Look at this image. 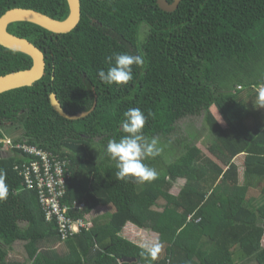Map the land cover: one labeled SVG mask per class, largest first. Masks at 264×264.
<instances>
[{
	"label": "trees",
	"instance_id": "1",
	"mask_svg": "<svg viewBox=\"0 0 264 264\" xmlns=\"http://www.w3.org/2000/svg\"><path fill=\"white\" fill-rule=\"evenodd\" d=\"M14 7L61 20L70 11L67 0H0V17ZM8 29L41 48L47 68L32 86L0 94V148L1 127L12 124L24 129L14 145L34 144L65 160L63 203L85 202L70 214L90 217L93 226L64 241V253L52 251L50 241L61 242L57 222L47 220L39 193L24 188L16 169L28 155L0 150L8 187L0 200V264H264V124L253 121L264 114L255 105L264 88V0H182L173 12L157 0H82L81 21L69 33L30 22ZM113 53L144 59L127 85L109 86L98 76ZM32 65L29 55L0 45V76ZM53 92L71 114L97 104L71 120L52 106ZM129 108L148 117L143 135L156 138L161 149L144 158L158 175L143 184L118 181L105 152L110 140L124 135ZM201 114L211 139L185 142L183 152L166 161L178 122ZM242 153L240 185L234 159ZM179 180L184 184L175 194ZM103 205L110 211L89 216ZM130 222L158 237L155 260L123 236ZM20 242L22 259H12Z\"/></svg>",
	"mask_w": 264,
	"mask_h": 264
},
{
	"label": "clouds",
	"instance_id": "2",
	"mask_svg": "<svg viewBox=\"0 0 264 264\" xmlns=\"http://www.w3.org/2000/svg\"><path fill=\"white\" fill-rule=\"evenodd\" d=\"M107 63L109 65L107 70L101 69L98 72L100 80L109 86H122L133 80V66H142L144 59L140 55L113 53L107 57ZM256 104H259V108H264V89L259 91ZM153 115L152 112L148 113L149 117ZM123 116L121 131L124 135L118 141L110 140L105 149L107 157L115 162L116 179L127 182L132 178L140 184L153 181L158 174L155 169L148 167L143 160L146 157L155 158L159 156L161 149L157 146L156 138L149 141L143 135L148 117L139 108H129ZM5 176L4 170L0 169V200L6 198L8 194ZM144 251L148 257L155 260L160 251V245L158 243L146 245Z\"/></svg>",
	"mask_w": 264,
	"mask_h": 264
},
{
	"label": "water",
	"instance_id": "3",
	"mask_svg": "<svg viewBox=\"0 0 264 264\" xmlns=\"http://www.w3.org/2000/svg\"><path fill=\"white\" fill-rule=\"evenodd\" d=\"M69 4V15L66 19H56L39 10L25 7H14L8 9L0 17V45L23 52L33 60L30 68L14 71L0 76V94L26 86H32L42 79L46 73L47 62L45 52L34 42L9 31V25L15 22H30L39 25L54 33H69L73 31L82 18V0H67ZM182 0H157L160 8L165 11H175ZM52 106L65 118L76 120L89 115L96 107L97 102L89 111L75 114L65 111L61 101L54 92L50 94ZM125 261L131 260L125 258Z\"/></svg>",
	"mask_w": 264,
	"mask_h": 264
},
{
	"label": "built area",
	"instance_id": "4",
	"mask_svg": "<svg viewBox=\"0 0 264 264\" xmlns=\"http://www.w3.org/2000/svg\"><path fill=\"white\" fill-rule=\"evenodd\" d=\"M11 146L28 155L21 157L22 161L16 169L23 178L24 188L35 189L39 193L47 220L57 222L61 241H66L85 228L90 229L93 226L90 217L76 219L70 214L71 208H84L85 202H75L72 207L63 203L69 175L65 160L34 144L21 142Z\"/></svg>",
	"mask_w": 264,
	"mask_h": 264
},
{
	"label": "rangeland",
	"instance_id": "5",
	"mask_svg": "<svg viewBox=\"0 0 264 264\" xmlns=\"http://www.w3.org/2000/svg\"><path fill=\"white\" fill-rule=\"evenodd\" d=\"M260 89H264V88H260ZM260 110L264 112V108H261ZM253 121L254 123L258 122L263 125L264 124V114L256 115ZM1 130L2 132H4V134H6L5 135L6 137L2 141L4 144L0 148V150L2 151L4 155H9L13 153L14 149L12 148L11 145L14 144V141L16 140L15 138H20L19 136H21L24 133V129L21 126L13 127L12 124H7L5 126H2ZM208 131L209 130L205 122L204 114H201L198 116L191 115V116H187L183 118L182 120L178 122L176 131L171 136L172 142L166 145V148L164 150V155H163L164 158L166 159V161H172L176 157H178L184 150L183 146L185 145V142H193V143L198 142V143L204 144L205 140L209 141L211 139V136L208 134ZM176 139H181L182 141L181 144H177L175 142ZM95 148H97L96 145H95ZM240 167L242 168L241 169L242 172L239 171V178L241 181H245L244 168L243 166H240ZM176 184L178 185L173 189V192L175 194H178L181 189L180 187H182V185L184 184V180H179V182H177ZM97 211H98L97 214L102 215L103 213H105V211H107V208L99 207ZM21 224L25 226V223H21ZM128 238L134 242H137L139 245L144 246V247L146 245L155 244L158 240L157 236L155 239L154 238L150 239L151 235H149V233H146L140 227L133 228V230L129 232ZM50 243L51 244H48L49 248H51V250L57 254H62L67 250L65 243L62 241L60 242L59 239L57 240L53 239V242L50 241ZM24 252H25V249H24L23 242L17 243L14 247V250L11 252L10 257L12 259L21 260ZM252 264H255V262H253Z\"/></svg>",
	"mask_w": 264,
	"mask_h": 264
},
{
	"label": "crops",
	"instance_id": "6",
	"mask_svg": "<svg viewBox=\"0 0 264 264\" xmlns=\"http://www.w3.org/2000/svg\"><path fill=\"white\" fill-rule=\"evenodd\" d=\"M245 156H246V154L245 153H242V154H239L238 156H236V158L234 159V162L239 166V171H241V167L240 166H243V163H244V160H245ZM241 158V159H240ZM244 168V167H243ZM242 172V171H241ZM245 178V177H244ZM239 183H240V185H243L244 184V181H241L240 180V178H239ZM255 198H257V196H255V197H252V200L254 201L255 200ZM260 198V197H259ZM258 198V199H259ZM99 207H105V208H107V211H105V213H107L108 211H110V209H111V207L110 206H99ZM98 207V208H99ZM98 208H96V210L93 212V213H91L89 216H91V215H93V216H95V215H97V209ZM104 214V213H103ZM100 215V214H99ZM135 227H137V228H139L138 226H136L135 224H133V223H128L127 224V226L125 227V229L123 230V232H122V234H123V236L124 237H126V238H128V234H129V232L130 231H132L133 230V228H135ZM141 229H143L146 233H149V235H151V238L150 239H155L156 238V235L155 234H153V233H151V232H149V231H147L146 229H144V228H141ZM129 239V238H128ZM137 243V242H136Z\"/></svg>",
	"mask_w": 264,
	"mask_h": 264
},
{
	"label": "flooded vegetation",
	"instance_id": "7",
	"mask_svg": "<svg viewBox=\"0 0 264 264\" xmlns=\"http://www.w3.org/2000/svg\"><path fill=\"white\" fill-rule=\"evenodd\" d=\"M172 2V1H171Z\"/></svg>",
	"mask_w": 264,
	"mask_h": 264
}]
</instances>
